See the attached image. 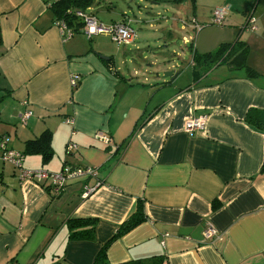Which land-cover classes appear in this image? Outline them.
<instances>
[{
  "label": "crops",
  "instance_id": "0c3cea01",
  "mask_svg": "<svg viewBox=\"0 0 264 264\" xmlns=\"http://www.w3.org/2000/svg\"><path fill=\"white\" fill-rule=\"evenodd\" d=\"M55 1L0 0V137L23 152L25 141L49 130L51 160L26 154L23 168L57 173L67 165L96 175L68 179L55 194L49 180L20 179L18 169L0 162V264H94L137 202L146 219L107 244L111 264L151 256L161 264H264V130L246 120L264 111V0H122L127 9L98 0L119 14L107 26L130 18L124 10L132 2L148 14H190L181 28L200 30L182 39L191 67L182 85L177 73L137 79L136 70L122 68L137 56L149 70L158 65L148 37L115 45V57L81 29L68 26L71 37L63 38L49 8ZM219 6L228 7L224 25L207 26ZM250 14L255 30L244 28ZM236 40L247 46L256 75L240 67L236 53L197 75L193 52ZM159 48L167 50V41ZM26 110L31 116L22 125ZM199 115L207 116L205 132L186 133L185 120ZM68 141L77 148L65 153ZM77 218L96 219L93 238H69L66 222ZM208 228L216 235L206 238Z\"/></svg>",
  "mask_w": 264,
  "mask_h": 264
},
{
  "label": "trees",
  "instance_id": "16d2710c",
  "mask_svg": "<svg viewBox=\"0 0 264 264\" xmlns=\"http://www.w3.org/2000/svg\"><path fill=\"white\" fill-rule=\"evenodd\" d=\"M95 0H57L52 2L49 6L50 11L54 15V19L63 20L67 26L73 28V30L77 31L80 29L82 23L81 21L74 15V11L86 10V8L91 7ZM181 1V0H174ZM191 40H188V42ZM191 47V46H190ZM248 52L247 46L236 40L234 43H222L215 51L207 52L204 54H198L193 52L191 64L197 70V75H199L200 71L204 69H209L213 65L227 61L229 57L236 53V61L239 62L240 67L244 68L249 76L256 75L257 73L247 66L246 64V55ZM113 60V57L110 56L106 63H110ZM78 81L73 85L72 90L77 86ZM246 120L251 125L264 130V111H250L246 115ZM52 134L49 130L43 131L37 138L27 140L24 143L23 155L26 154H39L42 158L43 163H47L51 160L53 155V149L51 146ZM20 152V151H19ZM146 219V214L144 212L143 203L137 202V206L133 214L129 216L124 222H122L115 233L108 241L115 240L121 235L127 233L139 223ZM68 230H69V238H82L88 237L93 238V229L96 225V219L92 218H77V219H69L66 222ZM88 229L76 231V229H80L82 227H87ZM103 245L98 252L94 264H111L107 260L106 256V246ZM162 258L158 256H151L144 259H133L117 264H161Z\"/></svg>",
  "mask_w": 264,
  "mask_h": 264
},
{
  "label": "built area",
  "instance_id": "2783aa9c",
  "mask_svg": "<svg viewBox=\"0 0 264 264\" xmlns=\"http://www.w3.org/2000/svg\"><path fill=\"white\" fill-rule=\"evenodd\" d=\"M228 7L219 6L212 10L211 18L209 21L210 25L222 26L224 25L225 15ZM74 15L81 21L80 27L82 34L87 38L91 39L94 35L107 33L111 41L117 46L125 45L133 42L136 38V32L131 27V19L126 14H123L122 19L114 22L108 27L103 26L98 22L91 9L88 7L86 10H75ZM191 23H193L191 21ZM185 25V22H182ZM56 25L60 30L63 38L69 39L71 37L72 30L66 25L63 20H57ZM244 28L249 30H255V18L250 14L244 24ZM189 40V39H188ZM185 39L186 42H188ZM79 80L78 77L73 76L71 82L73 85ZM31 116V111L26 110L20 115V122L22 125L26 123V120ZM207 116L199 115L196 117H190L184 122V131L190 135L200 134L205 132ZM99 139H104L100 134L97 135ZM77 148L76 144L72 141H68L65 145V153H70ZM24 155L16 151L9 146L8 140L5 137H0V162L9 163L19 171L20 179H27L35 183H43L49 180L50 187L55 194H59L63 188L65 181L71 178L80 176H95L96 170L93 168H70L67 165L63 167L60 172L52 173L46 170H27L22 166V160ZM216 235V231L213 228H208L204 232L206 238H211Z\"/></svg>",
  "mask_w": 264,
  "mask_h": 264
},
{
  "label": "rangeland",
  "instance_id": "374dc122",
  "mask_svg": "<svg viewBox=\"0 0 264 264\" xmlns=\"http://www.w3.org/2000/svg\"><path fill=\"white\" fill-rule=\"evenodd\" d=\"M108 2V0H106ZM137 1V0H136ZM138 2V1H137ZM100 3H103L101 1ZM114 3H117L119 5L120 9H127V1H122V0H116ZM140 3V2H139ZM138 3V4H139ZM145 3H141V7ZM130 5V9L124 10L126 12H129L128 14L130 15L131 19V27L135 30L136 32V38L135 40H144L142 37H148L147 40L150 42V53L153 54L155 53L156 56L158 57V65L151 67L150 70L145 66L146 62L142 59L139 58V56L135 57L134 63L132 62H127L122 68L127 67V69L130 70V73L132 74L133 70H136L137 75L135 78H140L142 79L143 76H146L147 78H155L156 73H159V79H169L170 77H165L163 75V71L161 70L164 65L166 67L170 64H173L174 69V74L177 73V79H178V84L182 85L186 81H190V63H189V45L185 46L183 44V37L188 38L189 40H194L196 34L199 32V29H191L190 27H186L188 23L186 22L187 16H190L188 12L181 11L180 13L172 14L170 11L165 12L159 10V14H148L145 12V9L138 10V6L132 2ZM92 12L94 16L100 20L103 21L104 26L108 27L107 23L110 22V19L118 17L119 14L113 15L110 14V11L99 7L98 0L94 1L92 5ZM117 13L118 10H116ZM141 18L142 20H147L146 23L142 24L141 21L135 22L134 20ZM182 22L186 23L185 29L181 28ZM193 24V23H192ZM208 24L207 26H209ZM214 26V25H213ZM190 28V29H189ZM138 29V31H137ZM171 30L172 37L169 39H166V31ZM138 35V36H137ZM86 38V37H85ZM87 39V38H86ZM89 40V39H87ZM90 40H103L106 42V46L108 49L111 51L110 54L115 57L118 54V48L115 46L114 43H112L110 37L105 34H99V35H94L91 37ZM163 41H167V46L169 47L167 50L163 49L161 52V49L159 46L162 44ZM171 51H174L171 53ZM179 53V57L175 55V53ZM170 60L169 64L167 61ZM119 62V61H118ZM149 70L150 73L144 72V70ZM145 70V71H146ZM169 71V70H168ZM128 77H126L127 79ZM134 78V80H135Z\"/></svg>",
  "mask_w": 264,
  "mask_h": 264
},
{
  "label": "water",
  "instance_id": "95a60500",
  "mask_svg": "<svg viewBox=\"0 0 264 264\" xmlns=\"http://www.w3.org/2000/svg\"><path fill=\"white\" fill-rule=\"evenodd\" d=\"M101 58L105 59V60L109 59V57H107V56H101ZM163 75L165 77H172V75H174V72L172 70H169V71L165 72Z\"/></svg>",
  "mask_w": 264,
  "mask_h": 264
},
{
  "label": "bare ground",
  "instance_id": "6f19581e",
  "mask_svg": "<svg viewBox=\"0 0 264 264\" xmlns=\"http://www.w3.org/2000/svg\"><path fill=\"white\" fill-rule=\"evenodd\" d=\"M93 10V9H92Z\"/></svg>",
  "mask_w": 264,
  "mask_h": 264
}]
</instances>
